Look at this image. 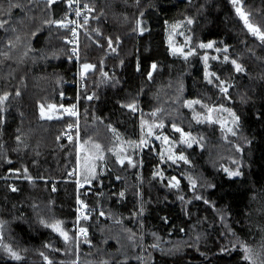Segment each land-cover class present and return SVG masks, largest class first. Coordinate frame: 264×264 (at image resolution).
<instances>
[{
  "label": "trees",
  "instance_id": "trees-1",
  "mask_svg": "<svg viewBox=\"0 0 264 264\" xmlns=\"http://www.w3.org/2000/svg\"><path fill=\"white\" fill-rule=\"evenodd\" d=\"M240 2L264 30V0ZM15 4L19 7L10 6ZM87 5L79 55L86 87L78 92L71 84L80 68L66 44L68 32L49 23L66 21L69 0L51 5L0 0V19L8 21L0 28V96L8 94L0 105V222L3 243L21 256L15 260L0 247V264H250L241 244L261 264L264 42L251 34L231 0H87ZM23 14L30 20L25 32L10 22ZM173 24L194 53L186 59L171 53ZM208 43L213 46L200 47ZM232 60L244 71L236 72ZM85 63L95 66L89 74ZM77 102L79 139L99 158L93 173L83 171L81 180L91 183L83 189L68 178L76 166V141L62 138L75 123L64 109ZM208 107L222 115V107L235 112L238 137L227 143L216 123L201 120ZM49 108L56 109L55 117L41 115ZM173 125L191 133V147ZM111 146L125 149L119 154L123 163L106 155ZM173 146L171 155L183 154L187 163L168 159ZM233 155L239 164L227 169L239 167L241 176L225 171ZM173 176L176 187L169 183ZM79 202L88 207L81 221L88 236L77 246L71 226ZM57 221L68 231L67 241L46 226ZM190 238L186 248L167 246ZM153 243L159 247L151 248Z\"/></svg>",
  "mask_w": 264,
  "mask_h": 264
},
{
  "label": "snow or ice",
  "instance_id": "snow-or-ice-1",
  "mask_svg": "<svg viewBox=\"0 0 264 264\" xmlns=\"http://www.w3.org/2000/svg\"><path fill=\"white\" fill-rule=\"evenodd\" d=\"M48 2H49V4L51 5V4L56 3V0H48ZM72 2H73V0H69V4H71ZM138 2H139V0H137V3H138ZM231 2H232L234 5L237 6V7H236V11H237V13L240 15L241 19L244 20V23H245V25L248 27V30H249L253 35L257 36L262 42H264V32H262L259 28H256V27H254L252 24L249 23V21H248V16H247V15L242 11V9H241V6H240V0H231ZM10 6H11V7H19L18 4L10 5ZM77 15H79V10H78V9H77ZM142 15H143V13H141V16H142ZM7 23H8L7 20L0 19V28H3V27L5 26V24H7ZM49 23L56 24V25H58V26H60V27H64V26H66V25H65V22H64L62 19H61V20H53V21H49ZM141 23H142L141 21H138V22H137L138 27H139V30H140L141 33H142V32L144 31V28H143V27H140ZM187 23L190 25V24L193 23V20H192V19H188V20H187ZM171 27L173 28V30H175L177 27H179V24H173ZM73 36H75V32H73ZM18 39H19V38H18ZM70 43H71V42H70ZM10 44H11V42H10ZM108 44H109V46L112 45V40H111V39L108 40ZM212 46H213L212 43L201 44V45H200L201 48H211ZM113 50H115V49H113ZM74 51H75V49H74ZM173 51H174V52H175V51H180L181 54H183L182 49H173ZM216 51H217V52H220L221 49H220V48H217ZM223 51H224L225 53H227V51H228L227 47H225V48L223 49ZM26 54H27V53H25V55H26ZM193 54H194V53H193L191 50H189L188 55H193ZM4 55H7V54H4ZM77 58H78V57H77ZM186 58H187V56H185V59H186ZM203 59H204L205 61H207V60H208V57H207V56H204ZM223 60H224L225 62H227V61H229V57H228L227 55H225V56L223 57ZM231 63H232V65H234V67H235V71H236V72H243V71H244L243 67H242L239 63H237L236 60H232ZM94 67H95L94 65L87 64V63H85V64L83 65V69H84L85 72H87L89 69H92V68H94ZM152 68L155 69V68H156V65L153 64V65H152ZM104 75L107 76V73H104ZM206 75H208V73H206ZM211 75L216 76L215 73H212ZM149 79H151V73H149ZM216 79H217V80H220L219 76H216ZM209 83H212V80H209ZM220 83H221V84H224L225 81H220ZM221 91L224 92V93H227V92H228V88H227V87H222V88H221ZM16 95H19V92H17ZM87 98H88V99H92L91 96H88ZM7 99H8V94H7V93L4 94L3 96H0V105L4 104V102H5ZM195 103H200V102H199V101H188V104H189V105H192V104H195ZM127 107H129V108L132 109V110H135V106H134L133 104H129V105H127ZM65 111H68V112H69V115H75V113H74L73 111H71L70 109H65ZM213 111H215V109L209 108L208 111H207V113H206V115H205V117H204V119H206V120H207L208 122H210V123H220V126H221V128H222L224 131H226L227 133H230L231 135L235 136V135L237 134L236 131H235V128L239 126V120H240V117L237 116L236 113L233 112L231 109H224V108L222 107V111L227 112V113L229 114L230 120H228V121H222V120H219V119L214 120V119L212 118V112H213ZM41 115H43V110H42V112H41ZM153 115H155V113H153ZM49 118H51V117H49ZM194 119H199V114H197L196 116H194ZM144 123H145V122L142 121V126H143ZM228 123H230L232 126H231V127H228V126H227ZM173 127H174V129H175L176 132L181 133V137L187 138V137H190V136H191V133H184L182 129H180V128H176L175 125H173ZM113 131H115V130L113 129ZM151 134H152V126L150 125L149 128H148V135H151ZM18 139H19V138H18ZM156 139H162V142H164V143H167V142H168V137H161V136L157 135ZM185 142L188 143V146H189V147H191V142H190V141H188L187 139H185ZM146 143H147V141H145L144 139H141V140H140V144H146ZM137 146H139V145H137ZM96 147L99 148V145H96ZM237 150H238V151L240 150L239 147L237 148ZM169 151H170V150H169ZM162 158H163V157H162ZM168 159L172 160L173 162H175L176 160H183V161H185V163L188 162V161H187V158H186L183 154H180V155H178V156H173V155H171V153H170ZM120 162L123 163V160H121ZM128 162H129V164H131V163H132L131 159H129ZM225 171L228 173V175H229L230 177H237V176H241V175H242V173H241L240 170H239V167H237V169L234 170V171H230V170H228V169H225ZM26 172H27V170L25 169V173H26ZM29 179H31V177H29ZM172 181H175V183L172 184V183H171ZM169 183H170V185H171L172 187H176V186H178L179 181L177 180L176 177L173 176V177L170 178ZM189 183L192 185L193 188H195V186H196V182H195L194 180H192L191 178H189ZM12 191L15 192V191H17V189H16L15 187H12ZM120 195L123 196L124 194H123V193H120ZM196 198H197V199H200L199 196H197ZM181 199H183V197H181ZM205 203H207V201H205ZM84 207H87V206L84 205ZM101 215H103V213H101ZM84 218L87 219L88 217L85 215ZM46 226H51V227L53 228L54 231L59 232V234L64 238L65 241H67V240L69 239L67 232L64 231V230H62V229L60 228V222H59V221H57L56 223H53V224H51V225L46 224ZM2 229H3V223L0 222V247H4L5 250H6V252H7V253L10 255V257H12L13 259H15V260H20V259H21L20 254H19L17 251H15V250L11 247V245H6V244L3 243V231H2ZM79 231H80L81 234H85V235H86V233H87V229H86V228H83V227L80 228ZM154 246H155V245H154ZM241 248H242V251L245 253V255H244V259L247 260V261H250V264H256V262L253 260V252H252V249H251L250 247H248L246 244H241ZM45 259L47 260L48 258L45 257ZM48 264H52V261L49 260V261H48ZM102 264H108V262H107V261H103ZM261 264H264V261H261Z\"/></svg>",
  "mask_w": 264,
  "mask_h": 264
},
{
  "label": "rangeland",
  "instance_id": "rangeland-1",
  "mask_svg": "<svg viewBox=\"0 0 264 264\" xmlns=\"http://www.w3.org/2000/svg\"><path fill=\"white\" fill-rule=\"evenodd\" d=\"M234 6H235V9H236L237 6L236 5H234ZM240 6H241L242 11L248 16L249 23L252 24L256 28H259L262 32H264V30L256 22H254L252 20L250 14H249L250 12H252L251 9L245 8L241 2H240ZM28 16L29 15H25V14L20 15V16L18 15L17 18L14 21L12 20L10 22H12L13 24H16L18 26L19 30L20 29H23L22 31L20 30L21 32H25L26 31L25 29L28 26V20H29V17ZM238 16L241 19V17H240L239 14H238ZM33 21H35V20H33ZM29 22H30V20H29ZM242 22L244 23V20H242ZM32 23H35V22H32ZM244 25H245V23H244ZM22 40L23 39H22V36H21V39L18 42V44H22ZM169 46H170V50H171L172 55L175 56V57H185V56L188 55V47L185 44L184 36L180 32V30H178V28L175 29V30L172 29V31L170 32V35H169ZM173 49H182L183 54H181L180 51H175L174 52ZM52 56H53L52 54H48V53L46 55V57H48V58H51ZM12 62H13V60H12ZM92 70H93V68H92ZM209 108H211V107L206 108V111H208ZM212 109H215V111L212 112V118L214 120L215 119H219V120H222V121H228V120H230L229 114L227 112H224L223 115H222V113L217 108H213L212 107ZM55 114L57 115V112H56V109L54 110L53 108H49L48 110H44L43 111V116H47L48 118L49 117H51V118L55 117L56 116ZM152 116L153 115L148 116L146 122H148L149 119H150V117H152ZM201 120H206V119L203 118ZM216 124H217V126H219L221 128L220 123H216ZM227 126L228 127H231L232 125L230 123H228ZM237 129H238V127L235 128L236 133H237ZM221 131L224 134V136L222 137V139L224 141H226L227 143L231 141L230 140L231 138L238 137V133L235 136H233L230 133H227L226 131H224L222 128H221ZM80 132H81V130H80ZM98 139H100V138H98ZM182 139H187L188 141H190V139L188 137L187 138L182 137ZM60 140H62V138H60ZM224 141H222V144H223V147L226 148L227 144ZM76 150H77V153H76L77 160H76V166H75L74 173L76 174L77 178H80L81 179V177H83V173H84L83 171H88V174H91V173L94 172V170L96 169V163L99 160V158L97 157L96 151L91 146V144L85 143L84 146H83V144L80 141V139H78L76 141ZM230 150H231V148H230ZM120 151H125V149L122 148L121 146H111L110 148H108V153H106V155L115 156L116 158H118V162H120L122 160L121 159V156L119 155L120 154ZM170 152H174V154H175V152H176V146H173V149L169 147L167 153H170ZM106 155H103V157L106 156ZM230 157H231L230 162H227V161L225 162L226 163L225 164V167H226L225 169H227V167H230V168L232 167L233 168V166L235 167L237 165V163L239 164V162H237V160H234L233 159L234 155L233 156H230ZM86 181H88V180H86ZM87 184H90L91 185L90 182H88ZM60 228L62 230H64V231H66L67 234H68V231L65 230L61 224H60ZM55 232L59 234V232H57V231H55ZM71 233H72V230H71ZM196 237H200V235L199 236H196ZM75 238H76V240L78 242V243H76L77 246H80L81 245V241L78 240V238H77L76 235H75ZM192 243H193V239L190 238V239H187L185 241H180V242H176V243H168L167 246L170 249H173L174 251H177V250H180V249H183V248H186V247L192 245ZM158 247H159V245L158 244H155V243H153L152 246H151V248H158ZM77 263H78V261L76 262V264Z\"/></svg>",
  "mask_w": 264,
  "mask_h": 264
},
{
  "label": "built area",
  "instance_id": "built-area-1",
  "mask_svg": "<svg viewBox=\"0 0 264 264\" xmlns=\"http://www.w3.org/2000/svg\"><path fill=\"white\" fill-rule=\"evenodd\" d=\"M77 9L79 10V15H77ZM90 8L87 5V0H73L70 4L68 17L65 21V29L68 32V39L66 40V44L70 50V54L73 57V60L77 63L80 68V45H81V34L86 25L87 17L89 15ZM73 32H75V36H73ZM71 42V43H70ZM75 49V51H74ZM78 57V58H77ZM81 70L78 72L79 74L76 77V80L71 84L72 87H75L78 92L84 90L86 85L82 79ZM92 69H89L86 73L92 72ZM65 109H70L75 113V115H69L68 111ZM64 109V114L66 116L71 117L74 120V124L70 126V128L62 134L63 141L71 142L77 141L80 137V108L78 102L70 107H66ZM68 178L74 180L78 189L85 188L88 184L86 182L81 181L80 178H77L76 174L68 173ZM88 213V207H84L81 202L78 203L76 208V222L71 226L72 232L77 236L79 241L84 240L88 236V232L85 234H81L79 229L82 228L81 221L83 217Z\"/></svg>",
  "mask_w": 264,
  "mask_h": 264
},
{
  "label": "bare ground",
  "instance_id": "bare-ground-1",
  "mask_svg": "<svg viewBox=\"0 0 264 264\" xmlns=\"http://www.w3.org/2000/svg\"><path fill=\"white\" fill-rule=\"evenodd\" d=\"M201 1V0H200Z\"/></svg>",
  "mask_w": 264,
  "mask_h": 264
}]
</instances>
